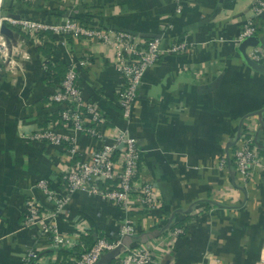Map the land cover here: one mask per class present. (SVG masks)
Listing matches in <instances>:
<instances>
[{
    "label": "crops",
    "instance_id": "0c3cea01",
    "mask_svg": "<svg viewBox=\"0 0 264 264\" xmlns=\"http://www.w3.org/2000/svg\"><path fill=\"white\" fill-rule=\"evenodd\" d=\"M6 2L7 16L16 19L55 25L73 18L86 28L131 34L135 49L161 37L164 49L182 40L187 52H167L146 71L126 119L118 107L123 77L110 46L48 30L27 36L6 25L10 36L0 34V264H23L29 250L36 253L32 264H72L78 249L97 238L121 242L118 253L123 246H149L156 264H264V167L247 179L232 166L220 167L243 133L264 147V64H246L238 40L243 23L253 20V0ZM254 20L262 46L264 15ZM82 60L89 64L80 68L77 85L104 114L107 138L64 128L50 101L67 67ZM46 127L73 139L85 156L103 140L111 144L110 135L130 134L142 151L138 182L155 185L158 206L127 212L77 191L56 213L36 185L43 181L60 194L61 169L70 158L64 147L30 139ZM32 203L55 213L61 234H79V245L56 249L24 226ZM127 221L133 234L120 236ZM173 228L183 234L172 235ZM108 254L101 264H115L116 254Z\"/></svg>",
    "mask_w": 264,
    "mask_h": 264
},
{
    "label": "built area",
    "instance_id": "2783aa9c",
    "mask_svg": "<svg viewBox=\"0 0 264 264\" xmlns=\"http://www.w3.org/2000/svg\"><path fill=\"white\" fill-rule=\"evenodd\" d=\"M253 20H246L240 31V42L247 38H257L260 31L254 18L264 15V0H253ZM11 26L20 29L27 36H38L42 31H51L56 35H71L74 38L85 37L93 42L110 46L116 54V64L123 77V84L118 91V107L124 118L131 116L133 104L137 97V90L146 71L157 64L161 56L168 53L185 54L187 43L179 41L171 44L167 49L163 47L161 37H155L145 42L144 47L135 49L136 41L131 34L112 32L99 27L86 28L73 18H66L55 25H46L32 19L3 18ZM37 38V37H36ZM246 56L252 62L264 64V44L251 47ZM126 54V56H124ZM87 60L71 63L63 78L54 87L50 101L59 107V123L64 128L86 134L93 138H107L101 129L107 121L102 111L91 102L86 101L77 85L79 70L88 65ZM111 144L102 145L92 150L88 155L79 154L73 139L65 137L55 129L40 128L30 135L32 141H42L64 147L70 161L62 167L60 182L62 192L49 191L48 186L40 181L37 187L43 190L47 199L55 204L56 213L64 209L70 197L77 191H84L90 196H101L118 208L130 211L152 210L158 206L155 185L148 181H140L139 164L142 151L136 140L125 131L110 135ZM264 147L260 148L254 142L250 132L243 133L235 144L230 157L220 162V167L232 166L237 175L244 179L251 177L259 167H264L262 156ZM23 225L35 227L38 237L47 238L56 249H73L79 245V234L65 236L59 232L55 224V213L41 212L37 204L28 206ZM133 230L130 224L123 223L120 236H131ZM183 234L181 228H173L172 235ZM121 242H110L105 238H97L88 249H82L72 264H98L101 256L114 250ZM124 247V251L117 253L115 264H156L153 260V251L149 246ZM36 253L29 250L23 264H32Z\"/></svg>",
    "mask_w": 264,
    "mask_h": 264
},
{
    "label": "water",
    "instance_id": "95a60500",
    "mask_svg": "<svg viewBox=\"0 0 264 264\" xmlns=\"http://www.w3.org/2000/svg\"><path fill=\"white\" fill-rule=\"evenodd\" d=\"M12 19H16L17 17L16 16H8ZM10 28L8 26H6L5 23H0V34L3 35V36H10ZM257 46V40L256 38H253V37H250V38H247L245 39L244 41L241 42L240 46H239V50L241 52V55L243 57V60L246 62V64H248L251 68L253 69H259L260 68V65L252 62L251 60H249L245 54V50L246 48L248 47H255ZM122 247V244H119L114 250L110 251L108 256H110V258H114L115 254L118 253L119 249ZM103 257L101 256L100 258V261L98 264H101L102 263V260Z\"/></svg>",
    "mask_w": 264,
    "mask_h": 264
},
{
    "label": "rangeland",
    "instance_id": "374dc122",
    "mask_svg": "<svg viewBox=\"0 0 264 264\" xmlns=\"http://www.w3.org/2000/svg\"><path fill=\"white\" fill-rule=\"evenodd\" d=\"M7 12H9V9L7 7V2H6V0H1V2H0V23H5L6 25L11 26L9 23H7V21L3 20V18H9L7 16ZM10 29H11V27H10Z\"/></svg>",
    "mask_w": 264,
    "mask_h": 264
},
{
    "label": "trees",
    "instance_id": "16d2710c",
    "mask_svg": "<svg viewBox=\"0 0 264 264\" xmlns=\"http://www.w3.org/2000/svg\"><path fill=\"white\" fill-rule=\"evenodd\" d=\"M3 14H4V13H3ZM64 71H65V69H64ZM64 71H63V73H64ZM94 242H95V241H94ZM94 242H91V245H89V246L87 247V249L90 248V247L93 245ZM80 252H81V250L78 249V251H77L75 254H79Z\"/></svg>",
    "mask_w": 264,
    "mask_h": 264
},
{
    "label": "bare ground",
    "instance_id": "6f19581e",
    "mask_svg": "<svg viewBox=\"0 0 264 264\" xmlns=\"http://www.w3.org/2000/svg\"><path fill=\"white\" fill-rule=\"evenodd\" d=\"M0 2H1V0H0ZM1 46V45H0ZM4 47V46H3Z\"/></svg>",
    "mask_w": 264,
    "mask_h": 264
}]
</instances>
